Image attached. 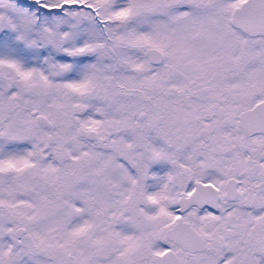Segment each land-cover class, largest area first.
Masks as SVG:
<instances>
[{
    "label": "snow or ice",
    "instance_id": "obj_1",
    "mask_svg": "<svg viewBox=\"0 0 264 264\" xmlns=\"http://www.w3.org/2000/svg\"><path fill=\"white\" fill-rule=\"evenodd\" d=\"M0 264H264V0H0Z\"/></svg>",
    "mask_w": 264,
    "mask_h": 264
}]
</instances>
